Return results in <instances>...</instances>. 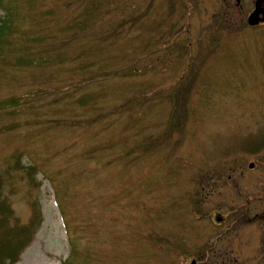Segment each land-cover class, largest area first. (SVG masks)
<instances>
[{
	"label": "rangeland",
	"instance_id": "374dc122",
	"mask_svg": "<svg viewBox=\"0 0 264 264\" xmlns=\"http://www.w3.org/2000/svg\"><path fill=\"white\" fill-rule=\"evenodd\" d=\"M87 1L1 0L0 169L13 152L21 168L0 170V230L30 234L13 264H264L253 0ZM88 60L116 74L92 80Z\"/></svg>",
	"mask_w": 264,
	"mask_h": 264
},
{
	"label": "trees",
	"instance_id": "16d2710c",
	"mask_svg": "<svg viewBox=\"0 0 264 264\" xmlns=\"http://www.w3.org/2000/svg\"><path fill=\"white\" fill-rule=\"evenodd\" d=\"M88 5H85V10L86 11H90L91 9L93 8H98V2H96L95 0H89L87 1ZM0 7L3 8L4 6L2 5L1 3V0H0ZM3 16H6L5 19ZM3 16L1 15L0 17V42L4 41L2 39V36L4 35V33L9 30L8 29V24L11 23V18H9V12L8 11H5V13L3 14ZM4 50H2L1 46H0V52ZM84 53V52H83ZM19 60V59H18ZM26 61L25 58L24 59H21V61ZM74 67H77V68H84L87 70V74L89 75V77L94 80V79H97L100 77H102L103 75H106L108 74L109 72H112V71H109V70H102L101 66L98 65L97 62H93V60H88L86 63H80V65L78 66V64ZM123 72V71H121ZM114 74H116V71L114 70L113 71ZM127 74V73H125ZM121 75V74H120ZM124 75V74H123ZM121 75V76H123ZM189 85H187V88H180L178 89V87L174 88L173 92H170L169 95L171 94V100H170V104H169V111H168V117L165 121V125H164V128L161 129L160 131H158L157 134H155V138H157L158 136H160L165 129H168L169 128V125H177L178 126V123L180 122V116H178V103H179V99L181 96H185V94L187 93V90L189 89L190 87V81L188 83ZM11 98H14V97H11ZM82 100H80L79 102L80 103H85L86 101H88V95L87 93H83L80 97ZM11 101H14L13 99H1L0 100V104H4L7 102H11ZM162 132V133H161ZM150 135V134H148ZM143 138H144V135H143ZM158 139V138H157ZM138 140V139H137ZM137 142V141H136ZM135 142V143H136ZM147 143L148 142V139L145 140V141H142V143ZM14 157H13V156ZM11 158L13 160V165L10 166V168L8 167H4L5 165H3L0 170L2 172L3 175H7L9 174L8 171H11V170H14V169H20L21 166H20V162H19V156L15 155V153H11ZM36 167L37 165H34L32 164V166L30 165H27L25 167H23L24 169H22L25 173V175L28 177V182L29 184L32 185V180L34 179V173L36 171ZM1 190V188H0ZM7 211H9V209L7 208L6 206V202L4 201V199H2V197L0 198V215L1 217L5 216V214L7 213ZM216 213L214 214V217H215ZM214 217H213V220H214ZM222 218V216H221ZM221 220V219H219ZM14 233H13V230H11V228L9 229L8 227H4L2 230H0V264H13L15 263V260L17 259L18 257V254L20 253V249L22 248V246H24L25 244V241H29V237H30V234L27 235V236H23V235H16L14 237V239L11 238V236L13 237ZM74 246L72 245L70 247L71 249V252L75 253L77 248L76 246L73 248ZM61 264H67L65 261H63Z\"/></svg>",
	"mask_w": 264,
	"mask_h": 264
},
{
	"label": "water",
	"instance_id": "95a60500",
	"mask_svg": "<svg viewBox=\"0 0 264 264\" xmlns=\"http://www.w3.org/2000/svg\"><path fill=\"white\" fill-rule=\"evenodd\" d=\"M259 12L262 13V15H259ZM246 24L248 25H254L258 23L259 21H264V8H261L258 6L257 0H254L253 8L250 9V11L247 14ZM253 162L248 161L247 166L252 167ZM221 219V216L215 215L214 220L219 221ZM194 260L190 259L188 264H193Z\"/></svg>",
	"mask_w": 264,
	"mask_h": 264
},
{
	"label": "flooded vegetation",
	"instance_id": "af4514ba",
	"mask_svg": "<svg viewBox=\"0 0 264 264\" xmlns=\"http://www.w3.org/2000/svg\"><path fill=\"white\" fill-rule=\"evenodd\" d=\"M229 0H227V2H228ZM232 1H235L236 2V0H232ZM257 2H258V6H260L261 8H264V0H257ZM253 4H254V0H253V2H252V6H253ZM253 8V7H252ZM259 15H262V13H260L259 12ZM259 24H261V25H264V21H259L258 23H256V24H254V25H259ZM216 213V215H219V216H222V218H223V215H221V214H219V213H217V212H215ZM214 217V216H213ZM221 218V219H222ZM214 222H220V221H222V220H219V221H217V220H213Z\"/></svg>",
	"mask_w": 264,
	"mask_h": 264
}]
</instances>
